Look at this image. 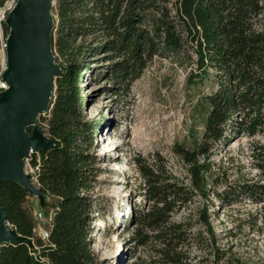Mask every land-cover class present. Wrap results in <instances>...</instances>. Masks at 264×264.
<instances>
[{
    "label": "trees",
    "instance_id": "trees-1",
    "mask_svg": "<svg viewBox=\"0 0 264 264\" xmlns=\"http://www.w3.org/2000/svg\"><path fill=\"white\" fill-rule=\"evenodd\" d=\"M8 1L0 0V9ZM52 12V50L61 75L52 108L39 121L54 146L27 162L45 195L42 209L51 210L48 238L35 233L31 209L25 206L30 198L16 184L4 182L0 207L7 223L32 244L2 246L0 264H99L90 251L89 224L96 204L89 192L100 159L94 150L97 125L81 113L80 79L100 61L112 89L127 91L154 57L185 61L191 69L189 85L202 84L210 72L215 85L202 100L200 140L192 148H175L189 184L171 175L158 157L152 164L133 160L144 202L130 215L132 241L150 246L158 257L146 264H188L184 247L191 227L174 215L194 196L208 199L209 186L216 183L210 151L231 138L227 131L251 136L264 126V0H54ZM0 25L5 41L4 21ZM212 193L224 201V194ZM203 219L208 223L205 212Z\"/></svg>",
    "mask_w": 264,
    "mask_h": 264
},
{
    "label": "rangeland",
    "instance_id": "rangeland-1",
    "mask_svg": "<svg viewBox=\"0 0 264 264\" xmlns=\"http://www.w3.org/2000/svg\"><path fill=\"white\" fill-rule=\"evenodd\" d=\"M11 5L9 0L0 9V17ZM0 40H4L1 25ZM3 61L0 52V68ZM96 62L79 85L83 118L97 125L94 150L100 158L89 192L96 203L90 212V251L99 264L154 262L158 257L150 246L138 247L132 241L135 225L130 215L144 202L139 195L142 179L133 160L152 164L158 157L171 175L189 184L175 148H192L200 140L202 100L215 88L212 72L202 84L189 85L191 69L185 61L154 57L127 91H116L102 76L104 63ZM226 134L231 138L220 140L210 151L216 183L209 186L208 199L194 196L174 215L175 220L185 218L191 227L184 247L188 264H264V126L251 136ZM121 166L125 171H120ZM25 171L34 173L27 162ZM246 186L255 193L249 195ZM213 191L224 194V201ZM25 206L32 213L43 212L40 229L35 222L39 235L48 228L51 210L42 209L37 198L28 199Z\"/></svg>",
    "mask_w": 264,
    "mask_h": 264
},
{
    "label": "water",
    "instance_id": "water-1",
    "mask_svg": "<svg viewBox=\"0 0 264 264\" xmlns=\"http://www.w3.org/2000/svg\"><path fill=\"white\" fill-rule=\"evenodd\" d=\"M53 6L54 0H12L4 18L6 70L2 80L8 88L0 92V185L16 184L29 198H37L41 207L45 195L25 166L31 154L43 155L54 146L39 121L52 108L55 81L61 75L52 50ZM20 244L32 242L8 225L0 207V248Z\"/></svg>",
    "mask_w": 264,
    "mask_h": 264
},
{
    "label": "built area",
    "instance_id": "built-area-1",
    "mask_svg": "<svg viewBox=\"0 0 264 264\" xmlns=\"http://www.w3.org/2000/svg\"><path fill=\"white\" fill-rule=\"evenodd\" d=\"M12 6V5H11ZM11 6L9 8H7L6 10H4L2 13H1V17H0V22L4 20L5 16L3 15L4 13L6 14L9 9L11 8ZM0 52H2L3 54V58H4V61H3V64H2V67L0 68V92L6 90L8 88V85L6 82H4L2 80V75L4 73V71L6 70V60H5V41L3 40H0ZM34 154V153H33ZM32 155V154H31ZM28 162V161H27ZM32 216H33V222L35 224V222H37V226H38V229H40L39 227V224L42 223L43 221H45V218L43 216V213L40 211V210H36L35 213H32ZM35 220V221H34ZM37 226H35V233H36V228ZM42 236V238L44 240H46L48 238V231L47 229H41V232L40 234Z\"/></svg>",
    "mask_w": 264,
    "mask_h": 264
},
{
    "label": "bare ground",
    "instance_id": "bare-ground-1",
    "mask_svg": "<svg viewBox=\"0 0 264 264\" xmlns=\"http://www.w3.org/2000/svg\"><path fill=\"white\" fill-rule=\"evenodd\" d=\"M119 169H120V171H125V168L122 167V166H121ZM27 170H28V169H27Z\"/></svg>",
    "mask_w": 264,
    "mask_h": 264
}]
</instances>
